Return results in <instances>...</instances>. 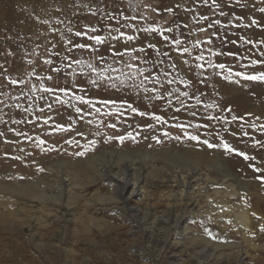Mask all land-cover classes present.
Instances as JSON below:
<instances>
[{"label":"rangeland","instance_id":"obj_1","mask_svg":"<svg viewBox=\"0 0 264 264\" xmlns=\"http://www.w3.org/2000/svg\"><path fill=\"white\" fill-rule=\"evenodd\" d=\"M18 2L1 3L0 184L56 182L71 176L57 162L107 150L120 156L111 163L169 174L128 203L160 218L148 235L128 212L84 208L108 184L71 211L86 224L28 226L16 218L28 202L0 193V264H264V80L244 78L264 74V0ZM195 157L203 180L185 172ZM224 170L235 181L223 183ZM90 215L107 226L87 227Z\"/></svg>","mask_w":264,"mask_h":264},{"label":"bare ground","instance_id":"obj_2","mask_svg":"<svg viewBox=\"0 0 264 264\" xmlns=\"http://www.w3.org/2000/svg\"><path fill=\"white\" fill-rule=\"evenodd\" d=\"M14 0H0V22L4 20V10L1 9V3L4 5H10ZM17 3L18 0H15ZM65 3H67L69 0H62ZM199 2V1H198ZM69 3V2H68ZM67 3V4H68ZM56 5V4H55ZM64 6V5H63ZM264 8V7H263ZM13 9L10 10L12 12ZM235 14V13H234ZM236 15V14H235ZM11 16V15H10ZM185 16V15H184ZM233 20V16H229ZM263 17V16H262ZM230 20V21H231ZM234 21V20H233ZM263 21V20H262ZM236 22V21H235ZM258 29V28H257ZM58 41V40H57ZM12 44V43H11ZM244 45V44H243ZM251 45V44H250ZM249 58V57H248ZM252 58V57H251ZM240 64V63H239ZM207 91V90H206ZM262 96V95H261ZM261 98V97H260ZM192 99V98H191ZM74 100V99H73ZM194 100V99H193ZM72 101V99H71ZM79 103V102H78ZM82 104V103H81ZM44 105V104H43ZM72 105V104H71ZM75 105V104H74ZM88 105V104H87ZM70 106V105H69ZM83 106V105H81ZM85 106V105H84ZM51 109V108H50ZM57 109V108H56ZM90 109V108H89ZM75 110V109H74ZM80 110V109H79ZM83 110V107L81 111ZM79 111V112H81ZM85 112V111H84ZM71 113V112H70ZM73 113V112H72ZM78 113V112H77ZM83 113V112H82ZM90 113V112H89ZM99 113V112H98ZM35 116V115H34ZM56 116V115H55ZM68 117H74V113L72 115H68ZM81 117V116H80ZM93 117V116H92ZM90 118V117H89ZM23 119V118H22ZM25 120V119H24ZM69 120V119H68ZM29 121V120H28ZM85 121V120H84ZM26 122V121H25ZM80 122V121H79ZM31 123V122H29ZM72 123V122H70ZM76 123V122H75ZM83 123V122H82ZM13 124V123H12ZM20 124V123H19ZM28 125V124H27ZM66 125V124H65ZM74 125V124H73ZM84 125V124H83ZM17 126V125H16ZM76 126V125H75ZM82 126V125H80ZM116 126V125H115ZM67 128V126H66ZM84 128V126H82ZM37 129V128H36ZM70 129V128H69ZM73 129V128H72ZM44 130V129H43ZM71 130V129H70ZM61 131V130H60ZM81 131V130H80ZM73 132V131H72ZM16 133V132H15ZM55 134V133H54ZM68 134V133H67ZM71 134V133H70ZM75 134V133H74ZM82 134V133H81ZM19 135V134H18ZM22 135V134H21ZM49 135V134H48ZM7 136V135H6ZM40 136V134H39ZM52 135H50L51 138ZM72 136V135H71ZM76 136V134H75ZM35 137V135H34ZM37 137V136H36ZM22 138V137H21ZM29 138V137H28ZM40 138V137H39ZM54 138V137H53ZM75 138V137H74ZM26 139V138H25ZM46 138L44 137V140ZM49 139V138H48ZM76 139V138H75ZM78 139V138H77ZM76 139V140H77ZM50 140V139H49ZM59 140V139H57ZM67 140V139H66ZM73 140V138H72ZM97 140V139H96ZM39 141V140H38ZM80 141V140H79ZM26 142V141H25ZM31 142V141H30ZM53 142V141H52ZM64 142V141H63ZM1 143V142H0ZM3 143V142H2ZM27 143V142H26ZM32 143V142H31ZM99 143V142H98ZM34 144V143H33ZM40 144V143H39ZM54 144V142H53ZM58 144V142H57ZM67 144V143H66ZM79 144V143H78ZM29 145V144H28ZM80 145V144H79ZM100 145V144H99ZM104 145V144H103ZM40 146V145H38ZM51 146V145H47ZM66 146V145H64ZM30 147V146H28ZM27 147V148H28ZM43 147V146H42ZM62 147V146H60ZM85 147V146H84ZM91 147V146H90ZM98 147V146H97ZM34 149V148H33ZM76 150L75 148H73ZM72 149V150H73ZM59 150V149H58ZM65 150V149H64ZM70 150V149H68ZM113 150V149H112ZM61 151V150H60ZM90 151V149H89ZM99 151V150H98ZM102 151V150H101ZM70 153V152H69ZM97 153V152H96ZM115 152H103L102 154H94L91 157L87 155L88 159L85 161H76L77 164L72 166L70 165L71 163H62V162H57V166L63 169H65V172L69 173L71 176H66L61 177L58 176V181H45L44 177L42 179L44 180H38V182L34 183H27V184H22V185H14V187H6L2 184H0V193L2 192H8L10 193L13 197L15 196H20L24 201H27L29 205V210L24 212L23 209L21 208L20 211H17L16 218L19 221H24L27 219L28 221V226L32 222L31 226L33 224L37 225H44L46 227L48 224L51 225L52 223L54 224L55 222H62L66 218V216H72L73 217V222L76 220H81L82 222V217L84 216V213H82L81 216H76L73 212L74 208L79 204V201L85 197V194L89 193L87 191V188L90 187L92 188L94 185H104L108 184L111 186L110 188V193L107 196L101 195L99 192L96 193L93 200L86 199L84 203V208H88L90 206H101V208L105 207L106 211L108 210V207H112L111 209H117L123 210L124 213L128 212L130 214V220L131 221H136L139 224L142 225V228L144 229V233L146 235L152 233V229L158 224L160 221V218L152 214L150 210L142 211L138 207L135 209V207H128V203L130 202V199H140L141 197L147 196L145 186L148 184L149 179H160L164 180L168 179V174L169 171H165L166 176L164 177H159V175H156L155 172H153L154 175L150 174V172H147V167L144 166H137L135 162L132 163H124V160L127 159H121L116 161V163H111L110 160L111 157L117 156L118 159H120L119 155L114 154ZM129 153V152H128ZM47 154V153H46ZM59 154V152H58ZM64 154V153H62ZM76 154V153H75ZM86 154V153H85ZM121 154V153H120ZM134 154V153H133ZM57 155V154H56ZM70 155V154H69ZM126 156H132L131 154H125ZM135 155V154H134ZM74 156V155H73ZM138 158H141L143 160H147V158L150 157L149 154H142L140 153L139 155H136ZM152 156V155H151ZM43 157V156H42ZM191 157V156H190ZM54 158V157H53ZM176 158V157H175ZM2 159V158H1ZM73 159V158H72ZM85 159V158H84ZM133 159V157L131 158ZM55 160V159H54ZM115 160H117L115 158ZM150 160V158H149ZM152 160V159H151ZM62 161V160H61ZM72 161V160H71ZM133 161V160H132ZM136 161V160H135ZM139 162V161H138ZM188 168H186L185 172L189 173L190 178L193 179V177H197L196 180H203L204 174L201 172L200 173V168L202 167L203 160L201 158H188L186 161ZM51 163V162H49ZM75 163V162H74ZM142 165L145 163L141 161ZM148 163V162H146ZM86 164V166L83 167V165ZM191 164V165H190ZM193 164V165H192ZM3 165V164H2ZM30 165V164H29ZM38 165V164H37ZM40 165V164H39ZM47 165V164H46ZM44 165V166H46ZM52 165V164H50ZM55 165V164H54ZM35 166V165H34ZM48 166V165H47ZM125 166V167H124ZM151 166V165H150ZM16 167V166H15ZM51 167V166H50ZM50 167L48 169H50ZM86 167V168H85ZM177 167V166H176ZM36 168H38L36 166ZM53 168V165H52ZM85 168V169H84ZM150 168V167H149ZM13 169V168H12ZM33 169V168H32ZM54 169V168H53ZM57 169V168H55ZM15 170V169H14ZM87 170V171H86ZM154 170V169H152ZM164 170V169H163ZM38 171V170H37ZM63 172V171H62ZM35 173V172H34ZM44 173V172H43ZM54 173V172H53ZM36 174V173H35ZM181 173L178 175L180 176ZM39 175V174H38ZM175 175L173 177H170L168 182L172 181L174 183H178L179 176ZM185 175V174H184ZM182 175L181 180L184 181L185 177ZM202 177V178H201ZM13 179V178H12ZM47 179V178H46ZM188 179V178H187ZM208 180L207 178H205ZM236 177L232 175L230 172L227 170H224V174L222 176V182L223 183H228L230 181H235ZM35 180V179H34ZM190 180V179H189ZM195 180V181H196ZM16 183V182H15ZM186 183V182H185ZM215 183V182H214ZM188 184V183H187ZM185 184V185H187ZM44 186L45 190L40 189V186ZM189 185V184H188ZM187 185V186H188ZM183 186V185H182ZM234 183L232 182L231 184L228 185V189H234ZM178 187V185H177ZM99 188V187H98ZM101 191V190H99ZM216 191V190H215ZM96 192V191H95ZM228 193V192H227ZM182 196V194H181ZM185 196V195H184ZM230 196V195H229ZM150 198V196L148 197ZM20 199V198H18ZM26 204V205H27ZM120 207H119V206ZM122 206V208H121ZM18 208V207H17ZM20 208V207H19ZM38 210L40 215L37 214V216L34 217V210ZM34 211V212H31ZM53 211L55 212V216L53 215ZM25 214V216H23ZM124 216V215H123ZM54 217V219H52ZM125 217V216H124ZM86 218V217H85ZM177 218V217H176ZM174 220L173 224L174 226H180L181 223L178 221V218ZM246 216H243L240 218L244 223L248 220L246 219ZM38 221V223H37ZM186 221V220H185ZM184 221V222H185ZM149 222V224H146ZM182 222V221H181ZM84 224L85 221L83 220ZM183 224V223H182ZM62 225V224H61ZM34 226V225H33ZM55 226V225H54ZM94 227L97 226V228H100V226H104V228L107 226L105 223H103L101 218L94 217L92 215L88 216V225L87 227ZM53 227V226H52ZM58 227V226H57ZM101 230V229H100ZM106 230V229H105ZM177 230V229H176ZM191 230L190 226L184 227V231L189 232ZM50 231V230H49ZM183 231V232H184ZM106 232V231H105ZM183 236H185L186 234ZM176 238V236H175ZM195 237H193L194 239ZM60 240V239H59ZM198 239H194L192 242L198 241ZM202 240V241H201ZM200 241H206V239H201ZM199 241V242H200ZM196 245V244H195ZM212 245V244H211ZM214 250H222L227 247L225 244H220V242L216 243V245H213ZM212 247V248H213ZM233 249H235V245H230ZM210 248V246H209ZM240 253V252H239Z\"/></svg>","mask_w":264,"mask_h":264},{"label":"snow or ice","instance_id":"obj_3","mask_svg":"<svg viewBox=\"0 0 264 264\" xmlns=\"http://www.w3.org/2000/svg\"><path fill=\"white\" fill-rule=\"evenodd\" d=\"M261 11L264 12V9H261ZM253 23H255V21ZM77 35H80V33H77ZM94 39H95L97 44H100L103 42L102 38L99 36L94 37ZM128 39L131 40L132 37H128ZM253 63H256V61H253ZM221 67H223V65H221ZM237 75H239V73ZM244 78L249 79V80H257V79L264 80V74L260 75L259 77H257V76H245ZM133 110L135 111V109H133ZM77 111H79V109H77ZM156 119H159V117H157ZM191 138L196 139V137H191ZM209 147H211V145H209ZM225 149L227 151H232V149L229 148L228 145H225ZM245 159H247L246 156H245Z\"/></svg>","mask_w":264,"mask_h":264}]
</instances>
